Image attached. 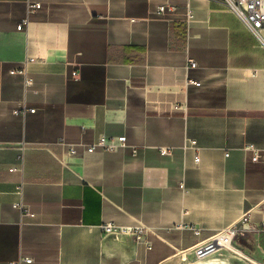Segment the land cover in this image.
Segmentation results:
<instances>
[{
    "label": "crops",
    "instance_id": "crops-1",
    "mask_svg": "<svg viewBox=\"0 0 264 264\" xmlns=\"http://www.w3.org/2000/svg\"><path fill=\"white\" fill-rule=\"evenodd\" d=\"M263 222L264 30L221 0H0V264H256L231 252L264 257Z\"/></svg>",
    "mask_w": 264,
    "mask_h": 264
},
{
    "label": "built area",
    "instance_id": "built-area-1",
    "mask_svg": "<svg viewBox=\"0 0 264 264\" xmlns=\"http://www.w3.org/2000/svg\"><path fill=\"white\" fill-rule=\"evenodd\" d=\"M228 9L234 13L239 20L245 25V27L257 37L262 36V31L264 30V0H221ZM41 3L29 2L28 8L29 12H33L41 8ZM165 7H161L159 12H164ZM28 19H25L23 23L19 26V30H23L28 25ZM35 62V59L30 58L24 61L19 67H16L10 71L11 75H19L22 77L23 88L25 91L33 87L34 79L29 71V64ZM191 68H196L197 63L194 61L190 62ZM78 73L74 72L73 77H77ZM191 84L199 86L200 83L191 80ZM31 109V112H34ZM59 145L64 147L67 154L70 156H76L79 153V148L77 145L70 144L61 140ZM127 146V138H107L100 137L91 145H82V149L86 153H92L97 148H103L108 150H118ZM134 154L137 153V149H133ZM167 153L166 150H163ZM258 156L253 159L257 160ZM199 161V158H196ZM264 225V222H263ZM103 231L106 235H128L136 241L140 240L143 234V229L138 228H125L119 227L114 224H106L103 226ZM258 229L256 226L251 224V219L248 214H246L239 223L226 227L222 231L218 232L216 235L208 240L202 241L194 248V255L198 259L206 258L209 256L216 255L223 249L233 250L236 240L240 237H246L249 233H257ZM26 262L31 263V258L22 259L19 263Z\"/></svg>",
    "mask_w": 264,
    "mask_h": 264
},
{
    "label": "rangeland",
    "instance_id": "rangeland-1",
    "mask_svg": "<svg viewBox=\"0 0 264 264\" xmlns=\"http://www.w3.org/2000/svg\"><path fill=\"white\" fill-rule=\"evenodd\" d=\"M235 251V250H234ZM231 252V251H229ZM234 256H237V258H235V260L237 261H248V262H252L255 261L256 264H264V257L258 255V254H251V257H248L247 254H241V253H237V251L235 252H231Z\"/></svg>",
    "mask_w": 264,
    "mask_h": 264
},
{
    "label": "water",
    "instance_id": "water-1",
    "mask_svg": "<svg viewBox=\"0 0 264 264\" xmlns=\"http://www.w3.org/2000/svg\"><path fill=\"white\" fill-rule=\"evenodd\" d=\"M112 236H117V235H112ZM134 241H136L135 239H133ZM218 254V253H217Z\"/></svg>",
    "mask_w": 264,
    "mask_h": 264
},
{
    "label": "bare ground",
    "instance_id": "bare-ground-1",
    "mask_svg": "<svg viewBox=\"0 0 264 264\" xmlns=\"http://www.w3.org/2000/svg\"><path fill=\"white\" fill-rule=\"evenodd\" d=\"M239 251H237V253H238ZM239 253H241V252H239ZM242 254V253H241ZM228 263V262H227Z\"/></svg>",
    "mask_w": 264,
    "mask_h": 264
}]
</instances>
